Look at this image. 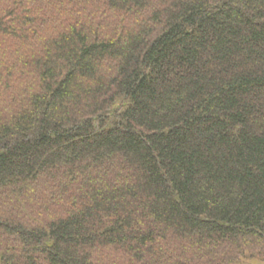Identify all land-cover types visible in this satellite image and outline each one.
<instances>
[{"label":"trees","instance_id":"obj_1","mask_svg":"<svg viewBox=\"0 0 264 264\" xmlns=\"http://www.w3.org/2000/svg\"><path fill=\"white\" fill-rule=\"evenodd\" d=\"M264 262V0H0V264Z\"/></svg>","mask_w":264,"mask_h":264},{"label":"rangeland","instance_id":"obj_2","mask_svg":"<svg viewBox=\"0 0 264 264\" xmlns=\"http://www.w3.org/2000/svg\"><path fill=\"white\" fill-rule=\"evenodd\" d=\"M240 264H264L263 261H259L257 259H249V260H244Z\"/></svg>","mask_w":264,"mask_h":264}]
</instances>
